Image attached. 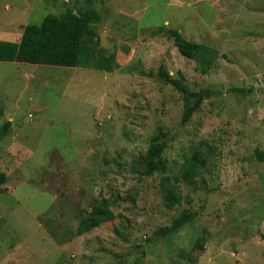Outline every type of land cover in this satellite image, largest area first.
Here are the masks:
<instances>
[{
  "label": "rangeland",
  "instance_id": "374dc122",
  "mask_svg": "<svg viewBox=\"0 0 264 264\" xmlns=\"http://www.w3.org/2000/svg\"><path fill=\"white\" fill-rule=\"evenodd\" d=\"M88 9L112 73L0 61L1 123H13L0 143V264H264V0H0V42ZM160 28L215 49L209 74ZM161 66L215 93L185 125ZM159 126L165 168L146 174ZM197 153L205 164L191 185L184 169ZM102 201L115 220L79 236ZM186 211L193 221L162 237Z\"/></svg>",
  "mask_w": 264,
  "mask_h": 264
},
{
  "label": "trees",
  "instance_id": "16d2710c",
  "mask_svg": "<svg viewBox=\"0 0 264 264\" xmlns=\"http://www.w3.org/2000/svg\"><path fill=\"white\" fill-rule=\"evenodd\" d=\"M104 1V0H103ZM101 21L100 14L94 9H88L80 14L67 16L48 15L40 25H28L24 28L19 43L0 42V61L30 63L34 65L92 69L101 72L112 73L118 68L115 54L104 56L95 53L96 33L91 29L92 24ZM168 34L173 40L175 47L181 56L195 61L197 71L201 75H208L212 69L218 52L206 45L187 40L179 31L160 28L154 34ZM159 78L167 85L172 86L181 93L186 104V111L182 118V124H187L193 115L201 108L205 100L211 99L215 93L207 88L194 91L189 86L185 75L180 72L176 79L167 71L165 66L159 69ZM4 109L0 106V143L10 135L13 123L5 121L1 123ZM150 139V148L143 158L146 174L165 168L162 159L166 143L164 139L167 133L162 126ZM258 160L264 163V152L255 153ZM205 164L201 154H195L185 164L184 180L191 185H196L194 178L199 177V172ZM7 176L0 169V189L6 184ZM164 202L167 208L172 209L179 201V190L176 187L166 188ZM78 227V235H84L102 224L115 220L116 216L111 209L109 201H102L94 206L91 212H86ZM195 214L186 211L176 218L170 227L160 231L162 237L178 232L189 222L193 221ZM200 248L205 250L204 245L198 242Z\"/></svg>",
  "mask_w": 264,
  "mask_h": 264
},
{
  "label": "crops",
  "instance_id": "0c3cea01",
  "mask_svg": "<svg viewBox=\"0 0 264 264\" xmlns=\"http://www.w3.org/2000/svg\"><path fill=\"white\" fill-rule=\"evenodd\" d=\"M38 263H39V262H38ZM38 263H37V264H38Z\"/></svg>",
  "mask_w": 264,
  "mask_h": 264
}]
</instances>
